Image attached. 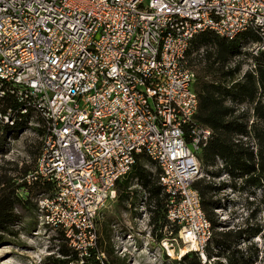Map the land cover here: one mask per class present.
<instances>
[{
  "label": "built area",
  "instance_id": "built-area-1",
  "mask_svg": "<svg viewBox=\"0 0 264 264\" xmlns=\"http://www.w3.org/2000/svg\"><path fill=\"white\" fill-rule=\"evenodd\" d=\"M204 31L263 53L264 0H0V99L16 101L0 107V126L43 128L28 180L54 184L39 214L76 249L96 245L101 211L145 154L161 168L178 238L207 261L213 228L194 184L212 130L196 123L188 65Z\"/></svg>",
  "mask_w": 264,
  "mask_h": 264
},
{
  "label": "trees",
  "instance_id": "trees-1",
  "mask_svg": "<svg viewBox=\"0 0 264 264\" xmlns=\"http://www.w3.org/2000/svg\"><path fill=\"white\" fill-rule=\"evenodd\" d=\"M246 36L257 39L252 33ZM239 44V41L228 40L213 31H204L192 40L188 52V65L195 71L194 87L199 97L196 123L212 130L210 140L197 152L205 175L194 187L200 193L203 209L212 224L213 237L205 250L206 262L198 252L191 251L179 264H211L209 262L215 258L214 264H259L255 245L250 243L246 249L240 245L259 235L262 227L247 224L222 229L217 212L224 199L220 197L223 190L233 189L249 195H255L257 189L264 190V52L254 56L242 51ZM249 63L255 64V68L251 66L244 72V65ZM15 103L11 97L0 99L3 109ZM24 126L27 127L22 125L21 129ZM21 129L16 131L0 126V138L4 140L10 132ZM36 130L44 133L41 126ZM148 163L154 164L156 171ZM30 173V169L25 170L19 182L17 176L9 175L0 166V244L20 237L18 226L22 225L23 216L18 207L35 210L37 203L32 198L35 190L38 193L54 192L52 182L28 180ZM225 174L230 177L229 182L214 181L215 177ZM133 179L147 194L143 204L151 215L149 225L153 226V235L160 242L166 237L164 229L167 226L174 227L173 233L177 235L179 228L167 218L168 194L161 183L160 166L147 155H139L130 173L117 184L120 197H130ZM254 216L253 212L251 217ZM46 227L56 231L53 239L57 242L58 253L63 256L57 259L60 262L127 264V258L118 255L111 240L113 235L104 224L97 234L96 245L80 249L69 243L62 230L48 224Z\"/></svg>",
  "mask_w": 264,
  "mask_h": 264
},
{
  "label": "rangeland",
  "instance_id": "rangeland-1",
  "mask_svg": "<svg viewBox=\"0 0 264 264\" xmlns=\"http://www.w3.org/2000/svg\"><path fill=\"white\" fill-rule=\"evenodd\" d=\"M246 68L247 65H244L243 69ZM42 136L43 134L33 127L4 140L0 138L2 170L9 175L17 176L19 182L25 175V170L30 169L34 172L44 147ZM148 166L156 171L154 164L148 163ZM229 180L227 174L214 178L217 183ZM129 189L131 195L128 199L120 197L117 190L116 198L110 200L103 208L97 221L98 232L102 230L101 225L104 224L108 233L113 235L111 240L118 255L125 256L127 264H179L183 256L191 250L180 241L179 233L177 235L173 233L172 226L164 229L166 237L159 242L153 235V226L149 225L150 212L143 204L147 194L143 192L136 179L132 180ZM45 193L49 196L52 192ZM41 194L36 190L33 192V201L37 203L35 210L18 207V212L23 216V223L18 226L21 235L16 240L0 244V264H66L57 260L63 256L55 247L57 242L53 238L56 231L48 230L39 214L38 199ZM248 195L246 192L233 189L223 190L220 197L224 199L217 212L223 224L222 229L245 227L247 224L262 227L259 235L242 242L240 246L246 249L253 243L259 254L258 263L264 264V190L257 189L255 195ZM253 212L255 216L251 217ZM86 239L81 236L80 241L83 245L87 243ZM215 259L209 263L214 264ZM221 261L224 262L223 259Z\"/></svg>",
  "mask_w": 264,
  "mask_h": 264
},
{
  "label": "crops",
  "instance_id": "crops-1",
  "mask_svg": "<svg viewBox=\"0 0 264 264\" xmlns=\"http://www.w3.org/2000/svg\"><path fill=\"white\" fill-rule=\"evenodd\" d=\"M244 71V70H243Z\"/></svg>",
  "mask_w": 264,
  "mask_h": 264
}]
</instances>
